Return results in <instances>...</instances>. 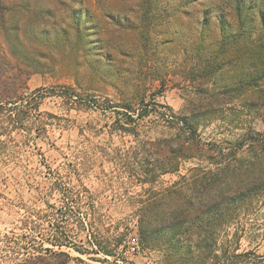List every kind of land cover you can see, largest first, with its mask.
<instances>
[{
    "label": "rangeland",
    "instance_id": "obj_1",
    "mask_svg": "<svg viewBox=\"0 0 264 264\" xmlns=\"http://www.w3.org/2000/svg\"><path fill=\"white\" fill-rule=\"evenodd\" d=\"M263 103L264 0H0V264H165L138 212L263 133ZM179 131L193 157L163 173ZM238 220L264 253V207Z\"/></svg>",
    "mask_w": 264,
    "mask_h": 264
},
{
    "label": "trees",
    "instance_id": "obj_2",
    "mask_svg": "<svg viewBox=\"0 0 264 264\" xmlns=\"http://www.w3.org/2000/svg\"><path fill=\"white\" fill-rule=\"evenodd\" d=\"M187 127L192 146L195 130ZM180 137L179 131L163 141L168 156L163 173L178 171L181 160L193 157ZM216 147L208 166L196 167L156 192L151 207L137 214L140 247L161 252L165 264H264V253L238 251L245 231L239 217H257L264 207V132L250 134L227 150ZM45 250L46 256L14 264H66L69 259L67 252ZM91 250L112 253L99 245Z\"/></svg>",
    "mask_w": 264,
    "mask_h": 264
}]
</instances>
